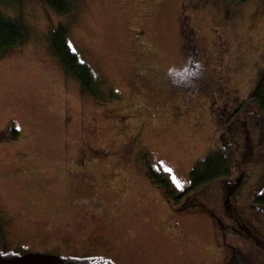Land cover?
Returning <instances> with one entry per match:
<instances>
[{
  "label": "rangeland",
  "instance_id": "1",
  "mask_svg": "<svg viewBox=\"0 0 264 264\" xmlns=\"http://www.w3.org/2000/svg\"><path fill=\"white\" fill-rule=\"evenodd\" d=\"M1 9L31 34L0 56V135L18 131L0 139V250L264 264V211L254 203L264 118L248 98L264 78V0H75L63 18L37 0ZM60 24L100 81L101 102L51 55L46 37ZM218 149L230 151L229 176L188 191L192 167ZM81 152L93 170L75 177ZM149 169L183 196L166 203ZM236 217L251 235L239 234Z\"/></svg>",
  "mask_w": 264,
  "mask_h": 264
},
{
  "label": "trees",
  "instance_id": "2",
  "mask_svg": "<svg viewBox=\"0 0 264 264\" xmlns=\"http://www.w3.org/2000/svg\"><path fill=\"white\" fill-rule=\"evenodd\" d=\"M5 1L6 0H0V56H3L27 43L31 34L29 27L22 19L10 17L2 11L1 4ZM37 1L45 10H50L61 18L70 16L75 8V0ZM226 1L229 3H244L247 0ZM46 39L51 55L58 61L66 76L73 77L77 80L81 93L88 94L96 102L104 100L105 92L102 91V85L97 76L77 54L69 49L67 43V27L61 24L58 25L55 29L50 30ZM106 93L110 99H113V94H110L107 91ZM248 98L256 107L259 115L264 118V78L262 76L249 94ZM9 133L1 134L0 139L6 138L7 136L10 139H15L18 136V131L14 128H10ZM232 163L233 160L230 151L223 149L213 151L203 160L196 162L190 170L188 174V191H194L214 181L225 179L229 176ZM148 171L152 175L150 177L151 181L155 185H161L164 191L163 193L169 198V200L177 201L178 199H173L175 195H173L172 191L166 189L167 186L165 181L163 179L161 180L158 175L153 174V169H149ZM238 179L239 178H236L235 181L230 184L226 183L228 185V187L225 188L227 190V193L225 194L227 197L232 194L231 192L239 186L240 183H242V180ZM238 189L235 192H237ZM254 203L258 208L264 211V186L263 189L260 190V193L255 196ZM235 220L239 223L238 228L241 230V232H239L240 235H251L248 228L245 227L237 217ZM0 251L7 250L3 248V250ZM17 252L21 253L20 251Z\"/></svg>",
  "mask_w": 264,
  "mask_h": 264
},
{
  "label": "water",
  "instance_id": "3",
  "mask_svg": "<svg viewBox=\"0 0 264 264\" xmlns=\"http://www.w3.org/2000/svg\"><path fill=\"white\" fill-rule=\"evenodd\" d=\"M0 264H114L101 256H60L46 253L0 251Z\"/></svg>",
  "mask_w": 264,
  "mask_h": 264
},
{
  "label": "flooded vegetation",
  "instance_id": "4",
  "mask_svg": "<svg viewBox=\"0 0 264 264\" xmlns=\"http://www.w3.org/2000/svg\"><path fill=\"white\" fill-rule=\"evenodd\" d=\"M184 70H185V67L181 71L179 70V71L175 72V74H173V75L171 74V70H169L168 74L166 75V78H165L166 83L173 84V82L181 81L183 79ZM138 74L140 76L141 75L144 76L143 73H138ZM169 74H171V75H169ZM79 157L80 158L78 160L75 159L74 168L70 169V170H73L72 172L70 171L71 175L75 176V177H79V176L81 177L84 174V172H88V171L90 172L91 170H93L90 167L93 166V162L91 160L94 157H92L91 160H90L89 157L87 156L86 152H81V155H79ZM187 188L189 189V187H187ZM182 194L175 195L173 197V199L174 200L175 199H179L182 196ZM162 197H163V199H164V201L166 203L171 202V200H169V198L165 194H163ZM177 211L174 212V213H179L180 211H184V210H182V208H178ZM231 218H233V217H231ZM0 226H1V223H0ZM0 231H1V229H0ZM74 256H76V255H74ZM85 256H101V257H104V258L111 259L113 261V263L116 264L115 260L112 257H109L108 255L101 254V253H100V255L88 254V255H80V256H77V257H85ZM237 264H241V262H237Z\"/></svg>",
  "mask_w": 264,
  "mask_h": 264
}]
</instances>
